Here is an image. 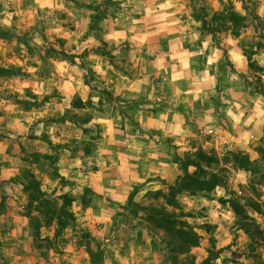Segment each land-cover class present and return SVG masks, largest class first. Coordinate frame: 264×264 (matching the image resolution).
<instances>
[{"label":"clouds","instance_id":"9594fccd","mask_svg":"<svg viewBox=\"0 0 264 264\" xmlns=\"http://www.w3.org/2000/svg\"><path fill=\"white\" fill-rule=\"evenodd\" d=\"M0 4V28L12 33L0 38V67L21 69L0 77V202L24 213L30 170L58 210L72 195L75 217L57 236L35 209L0 215V264H94L92 252H103L100 264H264V0ZM49 47L64 55L47 56ZM21 144L60 159L41 171ZM213 237L227 249L219 256L207 250Z\"/></svg>","mask_w":264,"mask_h":264},{"label":"rangeland","instance_id":"374dc122","mask_svg":"<svg viewBox=\"0 0 264 264\" xmlns=\"http://www.w3.org/2000/svg\"><path fill=\"white\" fill-rule=\"evenodd\" d=\"M26 2H27V0H24V3H26ZM12 10H15V8H13ZM0 11H3V4H0ZM94 19H99V18L96 17ZM209 30L215 31L216 29H209ZM11 36H12L11 32L5 31L3 28H0V38H6L7 39V38H10ZM57 42L63 48V45L66 43V40H59ZM105 47H107V46H105ZM132 47H135V45H132ZM166 50L167 49H165V51ZM28 51H29V55L33 54V49L29 48ZM101 51H103V50H101ZM16 53H17V55L19 54V49H16ZM46 55L49 56V57H55V56H58V55L62 56V55H64V52L63 51H59L58 52L54 47H49L47 49ZM84 55L87 56V52H85ZM11 57H12V53H8V58L11 59ZM2 59H3V57H0V60H2ZM42 59H43V57H42ZM0 71H2L0 73V77H8V76H11L13 74H20L21 73V69L16 67V66H13V65H9L8 68L0 67ZM48 75H49V70H48V68H46L44 70V72H43V76L47 77ZM27 94L28 95H32V93L30 91ZM45 99L50 101L52 99V97H46ZM16 103L21 104L22 107L25 108V109H31L32 107H36L38 110H43V105L42 104L31 105V104H28L26 102H22L20 100H17ZM59 103H60V98L57 97L56 98V103L51 105V110H55L56 105L59 104ZM79 103H80V101L77 99L76 106ZM0 115H3V113L0 112ZM65 118H67V117H65ZM63 119L64 118H61L59 122L62 123ZM72 119H76V118L72 117ZM51 122H52L51 120L48 121V123H51ZM46 128H47V124H46ZM69 131H71V130H69ZM32 139H35V137L34 136H29V140H32ZM43 140L48 142L49 147H52L51 142L48 141L47 135H45L43 137ZM71 144L73 145V156H74L76 154V150H77L76 141L75 140L71 141ZM61 147H68V145H63V146L56 145L55 148H54V151L59 153V150H60ZM90 148H91V145H85L83 150H84V152L86 154H90ZM9 151L11 152V149ZM20 152L24 153V160H25V164L26 165H30V164L40 165L41 171L45 170V165L47 164V162H51V164L54 165L60 159L59 154H57V155H49L50 157L48 159H46V158H44V155H42L39 152H36L34 150V146H32V145L21 144L20 145ZM213 155L215 156V154H213ZM246 162H247L246 159L244 161H241V163H246ZM2 174H3V172L0 171V175H2ZM30 175H34V177L37 179L39 184L41 183V178L36 176L30 170H25L24 171L23 179L29 182L30 178H28V177H30ZM57 175H58V172L54 171L53 172V177H55ZM14 182H15V178L13 180V183ZM62 183L67 184L68 182L67 181H62ZM23 191L26 194H28V200H27V202L25 204V207H24V213H18V205L20 203L19 201H16L15 204H12L11 202H9L7 200V197H5V201L4 202H0V215H5L6 213H11L12 217H15L17 214H21V215L27 214V215L31 216V213H32L33 209H35V211H37V212H39L41 214V217H43V222L48 227H50V228L54 227V222H55L56 235L60 236L63 230H61V232L58 234V231H57L58 230V225L56 223V219L53 220L51 218V214L53 215V213L58 210L55 201L48 200L50 202L49 205L47 203L42 204L41 202H34V201L32 202L31 201L32 200L31 199L32 195L26 190L25 187H24ZM3 193H4V185L2 183H0V195H3ZM53 195H55V193H53ZM66 195L71 197L72 200L74 199L71 194H66ZM64 196L65 195L59 197V199L64 200L63 199ZM91 197H92V190L91 189H86L85 193H84V196H83V199H84L86 205L88 203H90ZM131 211H132L133 216H135L137 214V208H133V209H131ZM204 211H207V210L205 209ZM188 215H192V213H188ZM127 219L128 218L126 217L125 221H124L125 223H127ZM74 220H75V217H74ZM74 220H71V221L74 222ZM16 222L17 223H21L22 221L17 220ZM69 222H70V220H68L67 227L69 225ZM32 223H33V226L39 227V225L41 223V220L39 218L33 217L32 218ZM203 227L206 228V230L209 233H213L215 231V228L212 225H204ZM199 238L201 239V237H199ZM88 239H89V236L85 235L84 238H83L82 244H86ZM200 239H199V241H200ZM209 243L211 244V248H209L207 250L209 252H211V253H214V254L218 255V256L220 255L221 252L227 250V249H223L222 248L219 251H216V243H217V241L215 240L214 237L209 241ZM89 251H91V249H89ZM102 255H103V252H101L99 254H96L95 252H92L94 264H100ZM192 261H193V264H194L195 256L192 257ZM122 264H124L123 261H122ZM153 264H155V262H153ZM223 264H233V262H231L229 259L226 258L223 261Z\"/></svg>","mask_w":264,"mask_h":264},{"label":"trees","instance_id":"16d2710c","mask_svg":"<svg viewBox=\"0 0 264 264\" xmlns=\"http://www.w3.org/2000/svg\"><path fill=\"white\" fill-rule=\"evenodd\" d=\"M2 71H0L1 73ZM77 106H82L81 103H79ZM50 156L49 155H44V158L48 159ZM201 158L202 159H207L209 160V163H214L215 162V156L213 155V157L211 159L203 156V154H201ZM30 181L27 183V185L25 186L26 190L32 195L31 196V201L33 202H41L42 204L47 203L48 205L50 204V202L48 201V199H42V196L44 195L43 193H40L39 191V182L37 181V179L34 177V175H30ZM212 180L216 183H222L223 181H221V179L217 176H213ZM192 184L195 185L196 188L198 189H207L208 191H211L212 188V184L211 183H201L199 180H193ZM64 202H65V207L61 208L57 211H55L53 213V215L51 214V218L53 220L56 219V223L58 225V234L61 232V230H63L64 228L67 227L68 224V220H74V216L72 215L71 212L67 211L66 209L71 205L72 202V198L69 197L68 195H65L63 197ZM221 203H223V201H221ZM235 206V205H234ZM237 212H240L239 207H237ZM242 214V213H241ZM71 218V219H70ZM177 235H180L182 237H184L185 242L186 243H191L193 245L199 246V236L193 234L191 236H189L188 233H177ZM185 251H187V249H183ZM212 256H218L214 253H211ZM204 264H209V260L206 259Z\"/></svg>","mask_w":264,"mask_h":264}]
</instances>
